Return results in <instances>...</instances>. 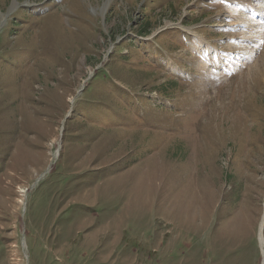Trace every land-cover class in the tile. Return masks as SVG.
I'll return each instance as SVG.
<instances>
[{
  "label": "rangeland",
  "instance_id": "rangeland-1",
  "mask_svg": "<svg viewBox=\"0 0 264 264\" xmlns=\"http://www.w3.org/2000/svg\"><path fill=\"white\" fill-rule=\"evenodd\" d=\"M263 220L264 0H0V264H264Z\"/></svg>",
  "mask_w": 264,
  "mask_h": 264
},
{
  "label": "bare ground",
  "instance_id": "bare-ground-1",
  "mask_svg": "<svg viewBox=\"0 0 264 264\" xmlns=\"http://www.w3.org/2000/svg\"><path fill=\"white\" fill-rule=\"evenodd\" d=\"M246 4V3H245ZM248 4V3H247ZM247 7V6H246ZM245 9V8H244ZM243 9V10H244ZM247 11V10H246ZM246 11H244V13H246ZM231 26H233V25H231ZM25 191H24V195H25ZM261 228H260V233H259V240H260V243H261V247L263 246L264 247V235H263V232H264V220H263V222H262V224H261V226H260Z\"/></svg>",
  "mask_w": 264,
  "mask_h": 264
},
{
  "label": "trees",
  "instance_id": "trees-1",
  "mask_svg": "<svg viewBox=\"0 0 264 264\" xmlns=\"http://www.w3.org/2000/svg\"><path fill=\"white\" fill-rule=\"evenodd\" d=\"M144 33V32H143Z\"/></svg>",
  "mask_w": 264,
  "mask_h": 264
}]
</instances>
